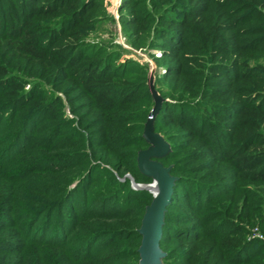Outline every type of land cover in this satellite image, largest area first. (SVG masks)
<instances>
[{"label":"rangeland","instance_id":"374dc122","mask_svg":"<svg viewBox=\"0 0 264 264\" xmlns=\"http://www.w3.org/2000/svg\"><path fill=\"white\" fill-rule=\"evenodd\" d=\"M18 1L2 2L0 32ZM159 2L95 0L85 13L84 40L98 57L107 54L112 66L125 69L129 82L137 85L126 95L130 101H120V109L104 113L88 105V96L70 79L54 82L53 75L44 74L48 69L40 70L13 50V38L0 37V64L24 80L19 104H25L16 108L20 105L0 88V148L21 131L18 143L0 158V264H139L140 237L129 230L139 226V203L149 202L146 184L151 180L135 178L134 161L137 150L147 146L139 136L153 104L147 89L152 66L157 90L173 104L179 100L174 76L167 71L177 59L163 54L157 43L164 40L157 28L166 24ZM252 53L251 60L264 63V51ZM218 78L226 83L225 77ZM69 98L80 106L77 111ZM32 100L54 104L55 113L30 112ZM199 100L214 102L208 96L190 98L192 106ZM108 116L121 136L99 146L100 128L108 124ZM161 116L173 136L162 162L173 165L172 174L178 177L164 215L163 264H264V179L255 180L248 169L226 161L216 144L207 143L212 138L195 137L183 128L179 109L172 107ZM208 127L205 123L203 132ZM67 151L79 154L62 163H39L43 155ZM100 230L95 241L86 239L89 232Z\"/></svg>","mask_w":264,"mask_h":264},{"label":"trees","instance_id":"16d2710c","mask_svg":"<svg viewBox=\"0 0 264 264\" xmlns=\"http://www.w3.org/2000/svg\"><path fill=\"white\" fill-rule=\"evenodd\" d=\"M4 1L0 0V9ZM94 5L95 0H19L11 5V11L3 19L8 26H4L2 21L0 37L13 38V50L32 65H38L40 70L48 69L44 74L53 75L54 82L62 84L70 79L75 88L88 96V105L104 113L119 108L120 101H130L125 99L126 95L137 85L129 82L125 69L112 66L107 54L98 57L92 45L84 40L85 13ZM159 6L163 10L160 18L166 24L157 28L164 38L157 43L163 48V54L177 59L175 64L167 67V71L174 76L172 86L179 100L173 104L158 90L166 99L155 117V130L170 142L173 136L164 128L161 115L171 111L172 107L179 109L178 122L183 128L193 131L195 137L212 138L206 140L207 143L216 144L226 161L240 170L248 169L255 180L264 179V63L251 60V57L255 58L253 51H264V0H160ZM238 25H242L240 30ZM245 51L250 52L245 54ZM32 65L28 64L35 71ZM218 77H225L226 83H221ZM23 84V79L9 73L0 64V88L11 102L16 101L20 105L16 108L25 106L19 104L23 99L20 91ZM32 88L35 90L37 84L34 83ZM195 96H208L214 102L199 100L192 106L190 98ZM69 99L71 109L77 111L80 106L74 105L72 98ZM31 103L28 104L32 107L30 112L55 113L54 104H39L35 100ZM111 116L105 118L107 123L113 121ZM192 120L197 122V127ZM205 123L209 127L203 132ZM119 130L112 122L104 125L100 128L96 144L105 146L114 143L121 136ZM20 132L12 134L7 144L0 148L2 160L12 150L13 144L18 143ZM139 138L147 144L142 133ZM170 151L159 159L162 161ZM78 154L77 151H67L59 155H43L39 163H62L71 156L75 160ZM175 169L171 165V173ZM134 170L135 178L141 175L151 180L138 170L136 159ZM177 180L178 177L174 187ZM147 195L150 202L151 193L148 191ZM56 205L52 204V208ZM145 205L139 203L140 220ZM32 213L35 214V211ZM40 224L45 225L46 219H42ZM136 229L129 232L140 237ZM70 231L67 232L69 236L72 235ZM101 233V230L89 232L86 239L95 241ZM161 241L162 235L160 246ZM62 245L65 246L63 242ZM70 250L74 254L77 252L76 247Z\"/></svg>","mask_w":264,"mask_h":264},{"label":"water","instance_id":"95a60500","mask_svg":"<svg viewBox=\"0 0 264 264\" xmlns=\"http://www.w3.org/2000/svg\"><path fill=\"white\" fill-rule=\"evenodd\" d=\"M154 69L152 66L147 74V86L153 104L143 124L142 137L147 146L136 153L138 170L151 178L146 188L151 193V200L145 205L140 224L136 229L140 235L137 247L139 264H163L165 252L160 246V239L164 224L167 205L172 200L173 189L177 176L171 173V165H164L159 159L170 151L167 139L154 128V120L163 101L166 99L157 90L154 83Z\"/></svg>","mask_w":264,"mask_h":264}]
</instances>
